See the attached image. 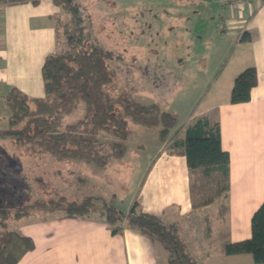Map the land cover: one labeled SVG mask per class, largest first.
Wrapping results in <instances>:
<instances>
[{
	"label": "crops",
	"instance_id": "crops-1",
	"mask_svg": "<svg viewBox=\"0 0 264 264\" xmlns=\"http://www.w3.org/2000/svg\"><path fill=\"white\" fill-rule=\"evenodd\" d=\"M210 1L220 5L218 16L226 40L209 47L206 55L190 58L184 69L190 70L187 73L194 81L191 104L184 117L176 109L168 111L183 124L216 110L221 145L230 156L228 211L224 224L203 241L202 264H257L251 254L226 255L224 247L251 237L252 216L264 201V0ZM60 11L53 0L0 9V91L4 94L17 88L33 98L44 97L42 67L56 48L55 16ZM244 32L250 33L251 41H240ZM248 67H255L258 83L248 102L232 104L235 78ZM145 130L140 133L152 136L151 147L142 144L143 152L132 151V158L126 156V161L104 168L75 162L80 178L73 179L72 188L63 185L60 193L70 201L94 196L124 213L138 202L140 210L168 223L178 222L184 230L199 212L192 195L194 171L182 149L167 147L158 133ZM127 170L137 173L131 194L123 190L130 176ZM30 218L21 222L20 230L34 240L35 248L17 264H166L165 251L153 239L129 229L113 235L97 216L57 212L35 213Z\"/></svg>",
	"mask_w": 264,
	"mask_h": 264
},
{
	"label": "trees",
	"instance_id": "trees-1",
	"mask_svg": "<svg viewBox=\"0 0 264 264\" xmlns=\"http://www.w3.org/2000/svg\"><path fill=\"white\" fill-rule=\"evenodd\" d=\"M40 1L0 0V4L38 5ZM53 2L61 11L55 16L56 48L45 58L42 67L45 95L33 98L17 88L9 89L3 96L11 112L9 128L0 129V138H11L31 146L33 151L49 153L60 160L104 167L121 160L128 152L126 140L132 133L131 123L156 128L161 142L172 139L171 148L183 150L190 170L220 175L221 185L215 195L194 204V209L199 210L198 214L206 213L207 206L220 202L218 217H224L228 211L230 156L221 145L218 117L202 115L185 128L178 127L176 113L156 102L139 101L130 88H121L115 94L110 92L116 82L111 64L122 62L123 55L93 36L88 28L91 21L88 18L89 23L84 22L82 8H85L79 0ZM251 39L250 33L244 32L240 41ZM257 83L255 67L244 69L235 78L230 103L248 102ZM80 107L82 116L67 123L66 117ZM103 134L114 140L102 142ZM1 171L0 168V175ZM96 200L94 196H86L81 201H70L60 193L57 197L12 205L4 204L0 196V264H17L35 248L34 240L20 230L21 222L31 215L62 212L65 216L90 218L95 211L113 235L129 229L153 239L165 251L166 264H202L205 256L201 250L202 256L189 248L178 222L168 223L144 212L138 202L124 213L106 202L98 205ZM206 219L203 214L202 220ZM211 231L210 226L205 228L204 239L211 236ZM224 252L226 255L251 254L255 263L264 264V201L252 216L251 237L226 244Z\"/></svg>",
	"mask_w": 264,
	"mask_h": 264
},
{
	"label": "rangeland",
	"instance_id": "rangeland-1",
	"mask_svg": "<svg viewBox=\"0 0 264 264\" xmlns=\"http://www.w3.org/2000/svg\"><path fill=\"white\" fill-rule=\"evenodd\" d=\"M183 1L185 0H174L176 3L171 0H79L85 8H82L84 22L88 24V18L91 21L88 28L93 36L124 57L122 62L111 64L116 74V82L110 92L115 94L121 88H130L139 101L156 102L166 110L176 109L182 117L186 115L195 88L190 73H187L190 70H186V67L184 69V66L192 56L202 57L206 55L209 47L222 45L226 37L221 31L218 16L220 5L215 0H189L190 4L186 5L181 3ZM3 6L5 5L0 4V9ZM62 18H65L64 15ZM3 96L4 92L0 91L2 130L9 128L11 116ZM82 113L83 109L80 107L66 117V122L77 120ZM205 115L216 118V110ZM189 122L178 123V127L185 128ZM131 128L132 139L130 143L129 137L126 140L129 150L124 158L114 160L104 167L126 161V156L132 158V151L143 152L145 148L142 144L151 147L148 143L152 142V136L142 137L144 134L140 133L141 130H149L146 134L158 133L156 128L135 123H131ZM100 140L106 142L114 139L103 134ZM172 144V139L166 141L167 147L171 148ZM75 162L77 161L60 160L49 153L33 151L31 146L20 144L11 138H0L1 200L4 204L19 205L32 203L42 197H57L63 185L65 188H72L73 179L80 178ZM127 171L130 176L127 189L123 190L131 194L136 185L137 173ZM120 184L124 185L123 182ZM120 184L116 183L115 186L119 187ZM220 185L221 177L218 173L205 175L202 170L194 171V204L214 196ZM102 201L96 200L95 203L99 205ZM121 205L125 207V204ZM206 208V213L195 215V222L190 227L186 225L187 228L182 230V236L189 248L198 254L199 250L203 251L202 244L206 240L203 237L205 228L210 226L213 233L224 224V218L218 217L220 202ZM95 212L92 215L98 216L99 212ZM203 214L207 216L205 221L200 219Z\"/></svg>",
	"mask_w": 264,
	"mask_h": 264
}]
</instances>
